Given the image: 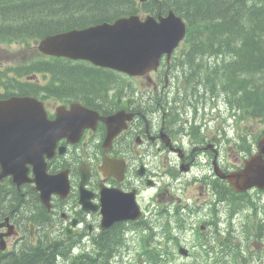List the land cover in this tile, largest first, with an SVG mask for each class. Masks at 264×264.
Masks as SVG:
<instances>
[{"label":"flooded vegetation","instance_id":"flooded-vegetation-1","mask_svg":"<svg viewBox=\"0 0 264 264\" xmlns=\"http://www.w3.org/2000/svg\"><path fill=\"white\" fill-rule=\"evenodd\" d=\"M229 57L211 52L197 54V60L189 66L188 79L195 77L190 82H198L197 75L213 73L226 81ZM47 60L51 66L40 76H23L19 69L4 75L6 69L0 65V99L36 97L44 102L50 121L56 119L60 106L65 107L67 115L73 113L72 105L77 103L90 111L76 106L82 112L79 116L67 117L65 129L51 128L46 141L33 144L31 160L24 165L27 173L20 182L10 174L0 181V203L6 201L0 207V241L5 245L4 249L0 247V259L10 255L13 260L21 261L23 253L41 247L45 250L30 254L39 264H47L50 256L56 257V264H74L81 259L86 264H108L104 261L107 257L111 264H132L126 261L131 256V247L118 244V238L129 230V225L141 224L145 230L155 232L156 224L163 223L161 232L165 234L164 226H169L165 216L190 220L187 216L174 215L167 204L181 202L184 197L195 204L207 194L209 186L203 192L198 186L202 175L208 185L209 180L204 172L198 171L196 156L192 154L197 142L212 137L214 129L228 120L227 100L177 106L178 90L167 80L179 74L183 65L171 74L153 71L130 75L82 61L86 62L82 65L85 69L80 71V67L78 73L97 81L90 80L88 85H83L81 94L71 93L65 81L56 76L60 70L67 73L76 70L69 67L71 60L55 57ZM54 60L61 61L60 67L54 66ZM117 113L121 116L114 127L120 126V130L110 140L106 118ZM70 123L84 126L79 135L72 134L71 140ZM106 158H109L113 175L102 168ZM44 164L49 175L67 177L61 188H51L46 201L35 181V169L43 168ZM83 175L89 180L88 188L93 191L90 204L97 207L96 210L85 209L80 204L78 186ZM103 187L132 193L140 202L146 194H151L155 201L142 204L141 220L117 221L105 230L100 211ZM224 195L225 190H222L220 196ZM215 210L216 215H224L223 218L225 215L238 218L237 213L220 207L219 202ZM162 247L161 243L155 245L158 250ZM250 252L247 251L249 256ZM223 253L228 256L226 249ZM235 253L237 260L244 262L240 255L244 250L237 248ZM38 256L46 259L40 263ZM145 263L148 261L141 262Z\"/></svg>","mask_w":264,"mask_h":264},{"label":"trees","instance_id":"trees-1","mask_svg":"<svg viewBox=\"0 0 264 264\" xmlns=\"http://www.w3.org/2000/svg\"><path fill=\"white\" fill-rule=\"evenodd\" d=\"M136 0H0V40L30 43L29 39L86 25L89 20L121 16L139 12ZM162 8L160 9V6ZM151 6L153 14L172 8L191 21L203 19L209 31L208 45L203 52H217L233 57L229 64L228 82L236 95L241 96L244 105L252 110L264 112V0H159L145 3ZM222 8V9H221ZM201 51V49H199ZM74 71L58 72L56 76L65 81L71 93L84 92L83 85L97 81L94 77ZM85 68H81L82 71ZM240 72L241 74H238ZM55 76V77H56ZM102 77V76H101ZM242 77V82L239 78ZM259 80V82H257ZM8 201V200H7ZM6 201L0 203L4 206ZM37 250L44 251L43 248ZM34 250V251H37ZM31 252L23 253L15 261L12 256L0 259V264H39L30 259ZM46 258L38 256L37 261ZM51 256L47 264H53ZM23 262V263H22Z\"/></svg>","mask_w":264,"mask_h":264},{"label":"water","instance_id":"water-1","mask_svg":"<svg viewBox=\"0 0 264 264\" xmlns=\"http://www.w3.org/2000/svg\"><path fill=\"white\" fill-rule=\"evenodd\" d=\"M179 24L180 18L173 13L161 22L153 17L142 20L140 15L133 14L113 24L104 22L48 35L42 39L39 48L46 54L88 59L101 66L136 74L157 69L162 53L168 50L163 43L175 33ZM0 116L13 114L0 110ZM262 149L264 151V146ZM238 189L246 188L240 186ZM102 200L107 227L115 221L135 219L139 215L135 200L115 207L111 204L114 199L109 190L102 192Z\"/></svg>","mask_w":264,"mask_h":264},{"label":"rangeland","instance_id":"rangeland-1","mask_svg":"<svg viewBox=\"0 0 264 264\" xmlns=\"http://www.w3.org/2000/svg\"><path fill=\"white\" fill-rule=\"evenodd\" d=\"M222 9V8H221ZM3 47H0V58L2 59H13L16 57H26L27 54H31L33 52L32 49H27V47H21L18 44L13 45L12 47L8 46L7 44H3ZM34 46L36 44L35 41H32ZM17 49H19V52L14 53ZM201 54V53H200ZM192 63H189L188 66L184 69L185 75L188 76L189 72V66H191ZM238 74H241L238 72ZM195 77L191 79L194 80ZM198 82H192V91L186 93L183 91V95L186 97L188 106H191L193 103L198 101H206L210 102L216 99H222L225 98L233 105H239L242 103L240 97L235 94L234 90L227 84L219 85L220 79L217 75L211 74V76H208V74H202L197 75ZM259 82V80H257ZM215 84V85H214ZM215 86V89L213 90L212 87ZM229 95V97H227ZM248 126V125H247ZM263 126L261 125V128ZM260 216L264 217V210L263 208H260L259 211ZM166 222L173 220V225L175 226V232L178 234L179 239L182 242H185L188 246L195 248V253L192 256H180L177 253L175 240L168 239L164 233L161 232L162 230V224L163 223H157L155 226V232H150L145 229H140L135 232H129L127 234L125 243L128 244L131 247V256L126 258V261L132 264H138L141 263L143 260H147L148 264H219L215 262V259L212 257V255L215 254V249H212L211 251L207 252L202 247L201 238L199 234L196 232L195 229H192L190 226H178V224L174 221V219L170 218H164ZM198 218H194L193 221L196 222ZM133 226L132 228H134ZM131 228V229H132ZM225 228L223 229V232H225ZM139 232L141 234H146L151 237L150 242H148L149 248H155V245L157 246L159 243L163 245L162 249L164 248V255L162 260L158 259L157 262L151 260L152 253L148 252L144 246V244L141 242V237H139ZM239 248L244 250V254H247V251H250L251 260L249 264H255L257 262V252L259 250H264V245L260 246H253L251 243H244L240 242ZM223 253V252H222ZM226 256L224 253L222 254V264H246L245 262H239L237 258L233 257L232 254H230L228 251H226Z\"/></svg>","mask_w":264,"mask_h":264},{"label":"bare ground","instance_id":"bare-ground-1","mask_svg":"<svg viewBox=\"0 0 264 264\" xmlns=\"http://www.w3.org/2000/svg\"><path fill=\"white\" fill-rule=\"evenodd\" d=\"M18 45H19V46L21 45V47H22L23 43L19 42ZM204 53H205V52H204ZM211 53L219 54L218 51H217V52H211ZM222 54H224V53H222ZM227 55H230V57H229V64H230V61H231V59H232L233 56H232L231 54H227ZM195 60H197V59H195ZM226 81L228 82V77H227V80H226ZM34 252H35V251H34ZM39 252H40V251H39ZM27 257H30V259H31V255H29V256H27ZM50 257H51V256H50ZM24 261H26V259H24L23 262H24ZM23 262H22V263H23ZM25 263H26V262H25ZM25 263H24V264H25Z\"/></svg>","mask_w":264,"mask_h":264}]
</instances>
